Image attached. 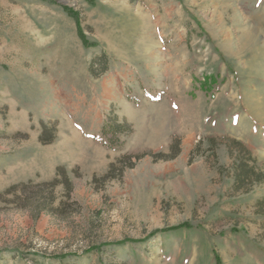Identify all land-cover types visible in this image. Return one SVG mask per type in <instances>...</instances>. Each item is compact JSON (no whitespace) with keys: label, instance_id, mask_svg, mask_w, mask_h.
<instances>
[{"label":"rangeland","instance_id":"obj_1","mask_svg":"<svg viewBox=\"0 0 264 264\" xmlns=\"http://www.w3.org/2000/svg\"><path fill=\"white\" fill-rule=\"evenodd\" d=\"M0 264H264V0H0Z\"/></svg>","mask_w":264,"mask_h":264},{"label":"trees","instance_id":"obj_2","mask_svg":"<svg viewBox=\"0 0 264 264\" xmlns=\"http://www.w3.org/2000/svg\"><path fill=\"white\" fill-rule=\"evenodd\" d=\"M63 11H65L67 13L68 16H70L74 21H75V24H76V29H77V34L79 36V39L81 40L82 44L85 45V46H88V42L85 38V35L83 34L82 30H81V26H80V21H79V17L77 15V13H75L74 11L70 10L69 8L63 6L62 7ZM122 130H123V127L121 125H117L116 123H114L113 121L112 122H109L108 120L104 122L103 126H102V133L103 134H110L111 135V138H115L116 136H118L120 133H122ZM46 138V137H45ZM40 141L41 142H45V139H44V134L41 135L40 137ZM60 170V169H58ZM239 173L241 174V179H250V176L249 174L251 172H253V170L249 167H246V166H242L240 167L239 169ZM59 172V171H57ZM258 179L257 181H260L262 179V175L258 174ZM63 179L65 180V178L63 177ZM61 179V180H63ZM57 183V173H56V177L54 178V180L52 181L51 184H56ZM60 184L63 185V187L67 190V195L69 196V193H70V184L69 182H66V181H60L59 182ZM16 188V186H12L9 188V191H14ZM185 226V225H184Z\"/></svg>","mask_w":264,"mask_h":264},{"label":"bare ground","instance_id":"obj_3","mask_svg":"<svg viewBox=\"0 0 264 264\" xmlns=\"http://www.w3.org/2000/svg\"><path fill=\"white\" fill-rule=\"evenodd\" d=\"M251 32V31H250Z\"/></svg>","mask_w":264,"mask_h":264}]
</instances>
